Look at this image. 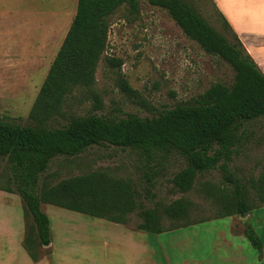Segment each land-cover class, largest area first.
<instances>
[{"label":"rangeland","instance_id":"1","mask_svg":"<svg viewBox=\"0 0 264 264\" xmlns=\"http://www.w3.org/2000/svg\"><path fill=\"white\" fill-rule=\"evenodd\" d=\"M77 1L0 0V118L19 124L30 122V110L72 23ZM186 1L225 33L213 1ZM109 24L107 47L98 63L93 87L101 96L102 107L95 109L88 89H77L69 97L68 114L93 112L121 117L136 113L150 117L180 103H195L215 83L230 86L235 81L234 69L228 62L205 52L185 35L167 10L148 0H139L137 12L122 5L110 16ZM112 58L122 64L111 63ZM121 78L128 81L134 93L122 89ZM59 120L55 124L65 123ZM240 135L241 143L233 155L230 172L249 186L251 178L264 172V117L245 122ZM185 166V159L177 153L149 160L135 149L95 145L77 156L55 157L41 175L40 184H56L93 170L131 179L139 191L140 203L139 209L130 215L127 226L131 228L141 221V210L184 198L191 203L187 218L162 217L165 228L180 227L174 231L180 241L173 246L171 255L174 253L180 262L196 256L207 259L206 264H216L212 258L220 253L213 249V242L227 220L217 218L222 207L219 199L230 196L232 186L218 167L199 173L189 191H179L172 178ZM10 175L7 158L0 157V183L11 185ZM42 209L51 220L52 243L41 247L35 231L30 230L33 221L22 197L0 189L2 258L11 254L12 264H25L28 253L23 240L29 236L32 252L46 255L43 264H60L65 260V264H70L69 260L74 264H126L124 245L114 242L109 233V227L118 224L47 203L42 204ZM236 216L240 221L247 217V223L264 238V206ZM188 223L194 224L185 226Z\"/></svg>","mask_w":264,"mask_h":264},{"label":"trees","instance_id":"2","mask_svg":"<svg viewBox=\"0 0 264 264\" xmlns=\"http://www.w3.org/2000/svg\"><path fill=\"white\" fill-rule=\"evenodd\" d=\"M148 2L167 10L185 35L205 52L228 62L234 69L235 81L230 86L215 83L195 103H180L150 117L136 113L121 117L93 112L68 114L69 97L77 89H88L95 109L102 107L101 96L93 87L98 63L107 47L109 18L125 4L132 12L139 10V0H78L72 23L30 110V122L19 124L0 118V157L7 158L11 173V185L0 183V189L22 197L33 221L29 229L35 231L41 247L52 243L51 220L42 209L43 203L123 225H129L130 215L139 209L136 184L107 171L93 170L56 184H40L41 175L55 157L77 156L95 145L135 149L149 160L179 154L186 166L173 176L172 182L182 192L191 189L199 173L220 167L233 192L219 199L222 207L217 218L246 215L264 206V172L251 178L249 186L230 172L233 155L241 143V126L264 117V72L214 2L225 33L186 0ZM109 60L122 64L115 58ZM119 84L126 93L135 92L127 80L121 78ZM59 119L65 123L55 124ZM190 206L188 200L177 198L162 207L157 204L143 209L134 229L154 234L178 229L179 226L165 228L163 215L184 219ZM203 221L206 220L199 222ZM244 234L255 247H262L259 235L248 223ZM23 244L34 260L43 257L32 252L29 236Z\"/></svg>","mask_w":264,"mask_h":264},{"label":"crops","instance_id":"3","mask_svg":"<svg viewBox=\"0 0 264 264\" xmlns=\"http://www.w3.org/2000/svg\"><path fill=\"white\" fill-rule=\"evenodd\" d=\"M213 2L264 72V0H213ZM225 218L227 220L221 224L219 237L213 242V249L220 253L212 258L214 262L216 264H264V238L257 233L262 241V247L257 248L244 234L248 218H241L242 221L237 216ZM116 224L118 226L115 228L109 227V233L114 242L117 240L119 245H124L126 264H206L207 259L203 260L200 257L195 256L188 259V262H180L175 259L174 253L171 255V252H174L173 246L180 241L175 238V229L154 234L120 223ZM254 230L256 231L255 228ZM164 234L169 236H162ZM154 247L157 249L154 250ZM45 256L34 260L28 254L24 260L21 259V262L23 260L25 264H43L46 260ZM5 260L7 263H4ZM12 261L11 254L7 259L0 256V264H12ZM65 261L60 264H65ZM69 263L74 264L72 260H69Z\"/></svg>","mask_w":264,"mask_h":264},{"label":"water","instance_id":"4","mask_svg":"<svg viewBox=\"0 0 264 264\" xmlns=\"http://www.w3.org/2000/svg\"><path fill=\"white\" fill-rule=\"evenodd\" d=\"M242 216H244V214H242Z\"/></svg>","mask_w":264,"mask_h":264}]
</instances>
